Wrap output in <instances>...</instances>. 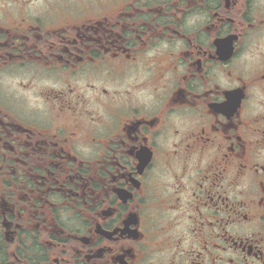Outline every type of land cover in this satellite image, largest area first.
<instances>
[{
  "label": "flooded vegetation",
  "instance_id": "af4514ba",
  "mask_svg": "<svg viewBox=\"0 0 264 264\" xmlns=\"http://www.w3.org/2000/svg\"><path fill=\"white\" fill-rule=\"evenodd\" d=\"M0 0V264H264V0Z\"/></svg>",
  "mask_w": 264,
  "mask_h": 264
},
{
  "label": "rangeland",
  "instance_id": "374dc122",
  "mask_svg": "<svg viewBox=\"0 0 264 264\" xmlns=\"http://www.w3.org/2000/svg\"><path fill=\"white\" fill-rule=\"evenodd\" d=\"M69 4L71 3L75 8L77 13H83L84 3L80 1L68 0Z\"/></svg>",
  "mask_w": 264,
  "mask_h": 264
}]
</instances>
